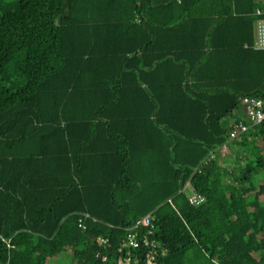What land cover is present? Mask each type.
Wrapping results in <instances>:
<instances>
[{
	"label": "trees",
	"instance_id": "obj_1",
	"mask_svg": "<svg viewBox=\"0 0 264 264\" xmlns=\"http://www.w3.org/2000/svg\"><path fill=\"white\" fill-rule=\"evenodd\" d=\"M257 8L0 0V264H113L149 213L161 264H264V121L240 117L264 99Z\"/></svg>",
	"mask_w": 264,
	"mask_h": 264
},
{
	"label": "built area",
	"instance_id": "obj_2",
	"mask_svg": "<svg viewBox=\"0 0 264 264\" xmlns=\"http://www.w3.org/2000/svg\"><path fill=\"white\" fill-rule=\"evenodd\" d=\"M257 19L254 23V42L255 50H264V18L262 11L257 8L255 11ZM244 114L249 124L256 125L264 121V99L245 97L242 99ZM231 129L228 132L229 139L238 138L249 129V125L242 120H231ZM225 147L223 145L219 151ZM213 154L211 155V157ZM187 200L190 205H201L205 198L204 196L191 191L187 195ZM168 202H170L168 200ZM87 214H82L78 218V227L84 229L83 219L88 218ZM154 218L153 214L149 213L137 219L130 227L125 228V234L120 239L118 246L114 250L113 264H161L159 257L165 254L164 249H161L159 243L154 238ZM102 249H109L110 245L107 238H101L97 242ZM96 257L107 261L108 256L98 252Z\"/></svg>",
	"mask_w": 264,
	"mask_h": 264
},
{
	"label": "rangeland",
	"instance_id": "obj_3",
	"mask_svg": "<svg viewBox=\"0 0 264 264\" xmlns=\"http://www.w3.org/2000/svg\"><path fill=\"white\" fill-rule=\"evenodd\" d=\"M240 117L241 118H243V119H245V120H247L246 119V116H245V114H241L240 115ZM224 122V124L225 125H227L228 124V122H229V120H224L223 121ZM230 152H231V150H230V148H228V147H225L222 151H219V154H220V156H226V155H228L229 154V156H230ZM228 156V157H229ZM230 157H232V156H230ZM230 159V158H229ZM70 256L68 255V254H66V253H64V254H60L55 260H53L52 262L53 263H55V264H69L70 263Z\"/></svg>",
	"mask_w": 264,
	"mask_h": 264
}]
</instances>
